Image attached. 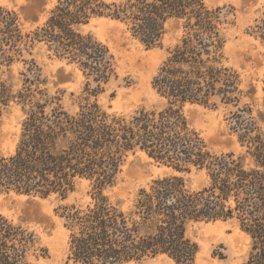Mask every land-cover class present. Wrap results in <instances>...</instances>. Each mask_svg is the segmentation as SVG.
<instances>
[{
  "label": "trees",
  "instance_id": "obj_1",
  "mask_svg": "<svg viewBox=\"0 0 264 264\" xmlns=\"http://www.w3.org/2000/svg\"><path fill=\"white\" fill-rule=\"evenodd\" d=\"M231 15L233 8L210 9L204 0H57L44 26L25 33L17 13L0 8V68L24 69L18 90L0 79V124L14 104L24 112L16 151L0 157V195L65 199L89 182L90 201L66 206L60 215L68 263L127 264L166 256L174 264H197L199 247L188 227L235 220L251 240L243 264H264V132L245 108L248 117L236 116L233 130L246 156L213 153L185 113L187 105L241 101L240 76L224 58ZM93 18L125 25L147 48L161 44L170 21L180 24L183 35L152 82L165 101L161 109L120 116L91 102L117 78L109 48L78 30ZM251 31L264 49V14ZM37 44L84 75L87 97L76 113L65 110L61 96L48 94L41 68L25 58ZM137 153L176 173L204 172L207 185L193 190L183 177L165 176L126 206L107 192ZM37 246L34 231L0 214V264H32L35 253L47 258L48 251Z\"/></svg>",
  "mask_w": 264,
  "mask_h": 264
},
{
  "label": "rangeland",
  "instance_id": "obj_2",
  "mask_svg": "<svg viewBox=\"0 0 264 264\" xmlns=\"http://www.w3.org/2000/svg\"><path fill=\"white\" fill-rule=\"evenodd\" d=\"M110 3L114 0H103ZM210 9L233 8L229 17L232 25L227 30L224 47L225 65L240 76L243 95L237 106L218 103L217 107L187 105L185 113L193 127L213 153H235L246 156L233 130L234 119L245 108L251 110L250 117L264 132V49L251 36V28L263 17L264 0H204ZM57 0H0V8L16 12L25 33L35 31L50 18ZM83 35H92L107 46L114 56L117 78L104 86L103 91L91 102H97L110 114L128 116L139 110H159L165 105L153 89V79L169 57V52L182 37L178 22L170 21L159 46L147 48L134 39L126 26L105 18H93L88 24L79 26ZM42 70L44 89L50 96H61L66 111L76 113L84 104L86 79L79 67L67 60L58 59L44 44H37L32 56ZM23 65L17 64L10 71L0 68V79L10 80L21 88L19 72ZM92 84L91 88H94ZM24 112L19 105H13L4 113L0 124V157H8L16 151L22 133ZM247 163L249 161L247 160ZM176 174L185 179L193 190L207 185L204 172L193 169L189 173H176L141 153L130 155L117 183L107 193L113 200L128 206L137 192L153 181ZM91 185L81 182L74 193L63 199L52 195L46 199L18 195L14 192L0 195V214L14 223L34 231L38 248L48 251L47 258H39L38 253L31 258L32 264H73L67 262L68 237L60 215L66 206H82L90 201L88 192ZM188 237L199 247L197 264H243L250 250L251 240L237 221L198 222L188 227ZM127 264H174L166 256L145 259Z\"/></svg>",
  "mask_w": 264,
  "mask_h": 264
}]
</instances>
